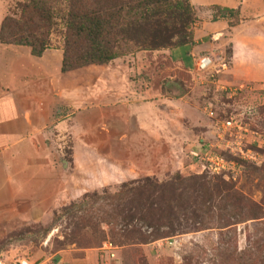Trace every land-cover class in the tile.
Instances as JSON below:
<instances>
[{"label": "rangeland", "instance_id": "1", "mask_svg": "<svg viewBox=\"0 0 264 264\" xmlns=\"http://www.w3.org/2000/svg\"><path fill=\"white\" fill-rule=\"evenodd\" d=\"M24 1L0 0V24L6 16H18ZM62 27L57 19L51 49H62ZM195 27L196 23L192 33ZM197 41L190 44L196 47L190 62L176 63L166 49L147 51L154 54L143 53L133 61L137 52L121 57L124 68L137 65L129 79L133 90L144 91L142 97L148 100L143 115L167 99L170 120L148 146L141 143V150L133 152L131 146L118 150L105 142L98 146L102 151L112 147L106 153L114 159L138 154L143 172L120 184L87 175L88 190L59 194L48 221L12 220L0 226V255L45 264H99L95 252L100 255L109 242L115 257L108 264H264V83H233L223 75L231 56L228 42L207 47ZM203 57L211 59L212 68L197 74L194 66ZM119 79L111 84L115 89L108 90L126 95L127 86L118 84ZM230 120L242 131L217 130ZM62 143L61 159L66 163L69 140ZM208 148L236 163L238 170L221 175L202 172L201 161L192 153L199 155ZM250 156L255 161L246 159Z\"/></svg>", "mask_w": 264, "mask_h": 264}, {"label": "crops", "instance_id": "2", "mask_svg": "<svg viewBox=\"0 0 264 264\" xmlns=\"http://www.w3.org/2000/svg\"><path fill=\"white\" fill-rule=\"evenodd\" d=\"M190 1L196 14L193 41L216 47L217 42L226 40L231 56L223 75L233 83L263 84L264 0ZM215 7L237 12V22L213 19ZM195 50L189 44L169 50V55L176 63L183 59L190 62ZM143 53L154 54L137 52L132 61L143 58ZM61 61L60 49L35 57L27 47L0 44V226L12 220L48 221L59 194L88 190L87 175L100 176L101 181L110 179L112 184L136 178L143 172L138 154L136 159L121 155L114 159L106 153L112 147L102 151L98 144L114 143L118 150L138 151L141 143L148 146L150 139L160 135L161 127L170 120L164 105L167 99H160V106L143 115L148 100L142 97L144 91L133 90L135 85L129 79L137 65L124 68V60L119 58L99 68L63 74ZM241 70L251 71L250 76ZM119 77L118 84L122 81L127 86L126 95L108 90L115 89L111 84ZM114 128L118 132H113ZM65 139L69 140V160L63 163ZM122 159L128 160L126 164ZM95 253L99 263V250Z\"/></svg>", "mask_w": 264, "mask_h": 264}, {"label": "trees", "instance_id": "3", "mask_svg": "<svg viewBox=\"0 0 264 264\" xmlns=\"http://www.w3.org/2000/svg\"><path fill=\"white\" fill-rule=\"evenodd\" d=\"M19 9L18 16L1 21L0 44L27 47L41 57L51 49V31L61 19L63 74L99 68L126 53L192 44L196 22L190 0H25ZM213 9V19L238 20L233 10Z\"/></svg>", "mask_w": 264, "mask_h": 264}, {"label": "built area", "instance_id": "4", "mask_svg": "<svg viewBox=\"0 0 264 264\" xmlns=\"http://www.w3.org/2000/svg\"><path fill=\"white\" fill-rule=\"evenodd\" d=\"M211 68H212L211 59L209 57H203L199 59L198 62H196L194 66V72H196L197 74H205L210 72ZM208 114L210 117L213 116L212 112H209ZM234 129H236L237 131L238 130L242 131L243 128H241V126L237 127L236 123L233 120L226 121L225 123H221V125L217 128L218 131H222V132H225L226 130L230 132V131H234ZM192 155H194V157L198 159V161H201L202 172L206 171V173L211 175H221L227 172L235 173L239 168V166L236 163L232 161H227L224 158H222L220 155L211 152V148H208V150H203L202 153L199 155L194 153H192ZM242 158L244 157L242 156ZM246 159L255 161V159L252 158L251 156L250 158L247 157ZM48 239L49 237L46 239L45 243L48 241ZM100 252L101 253L99 255V260H98L99 264H108L109 261L114 259L115 257L114 247L109 242L103 244V246L100 249ZM0 264H45V263L32 261L31 259L25 256L8 258L6 256L0 255Z\"/></svg>", "mask_w": 264, "mask_h": 264}]
</instances>
